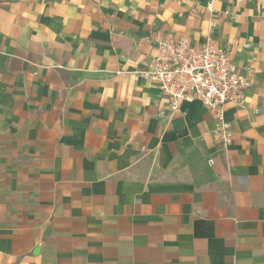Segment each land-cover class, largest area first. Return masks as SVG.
<instances>
[{
  "label": "crops",
  "instance_id": "crops-1",
  "mask_svg": "<svg viewBox=\"0 0 264 264\" xmlns=\"http://www.w3.org/2000/svg\"><path fill=\"white\" fill-rule=\"evenodd\" d=\"M210 1L0 0V264H264V0ZM156 34L251 78L227 148L159 117Z\"/></svg>",
  "mask_w": 264,
  "mask_h": 264
},
{
  "label": "built area",
  "instance_id": "built-area-1",
  "mask_svg": "<svg viewBox=\"0 0 264 264\" xmlns=\"http://www.w3.org/2000/svg\"><path fill=\"white\" fill-rule=\"evenodd\" d=\"M214 1L206 6L209 12L213 11ZM224 15L230 16L227 10ZM148 41L154 45L155 54L148 69L139 74L155 85L165 100L159 117H172L183 103L197 101L211 114L212 132L227 148L232 134L225 121V107L241 106L243 91L252 85L251 78L241 74L235 64L231 48L217 46L210 36L201 46H191L185 39L170 34H156ZM208 164L212 165V160Z\"/></svg>",
  "mask_w": 264,
  "mask_h": 264
}]
</instances>
